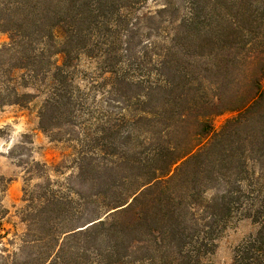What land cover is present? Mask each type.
I'll return each instance as SVG.
<instances>
[{"label": "trees", "instance_id": "16d2710c", "mask_svg": "<svg viewBox=\"0 0 264 264\" xmlns=\"http://www.w3.org/2000/svg\"><path fill=\"white\" fill-rule=\"evenodd\" d=\"M148 1L0 0V110L42 96L40 130L93 126L79 142L110 158L93 198L117 209L50 248L67 228L51 235L46 200L45 233L23 241L42 248L21 264H209L236 216L256 231L231 264H264V0H164L154 14L141 12ZM81 56L95 65L84 86ZM225 112L235 116L214 133Z\"/></svg>", "mask_w": 264, "mask_h": 264}, {"label": "rangeland", "instance_id": "374dc122", "mask_svg": "<svg viewBox=\"0 0 264 264\" xmlns=\"http://www.w3.org/2000/svg\"><path fill=\"white\" fill-rule=\"evenodd\" d=\"M163 3L164 0H149L141 12L154 14ZM9 42V34L0 30V52ZM9 56L8 52L0 54V70ZM92 73H95V65L81 56L76 82L84 86L80 79L91 77ZM20 91L36 93L31 88ZM42 100V96H37L23 107L11 105L0 110V177L6 181L5 191L0 193V207L6 212L0 218V264H21L29 252L42 248L38 244L25 245L23 241L30 240L33 232L45 233L44 214L40 209L46 207V200H51V208L55 210L51 235L67 228L56 236L58 243H48L50 248L59 245L65 235L103 220L110 211L116 210L101 211L93 198L108 180L105 173L110 160L107 156L90 154L88 147L92 143L79 142L84 137L88 141L98 136L95 128L89 125L84 134L76 123L50 132L40 130L38 113ZM104 112L118 114L123 111L120 106L111 104ZM234 116V113L225 112L211 118L213 132H219ZM125 132L122 128L115 139V152H120L125 145L121 138ZM131 140L129 149L136 143L134 138ZM82 147L87 156L80 161ZM111 198L107 196L104 200L107 202ZM255 231L256 226L249 219L233 217L217 240L215 253L207 258L209 264H231L235 247Z\"/></svg>", "mask_w": 264, "mask_h": 264}, {"label": "water", "instance_id": "95a60500", "mask_svg": "<svg viewBox=\"0 0 264 264\" xmlns=\"http://www.w3.org/2000/svg\"><path fill=\"white\" fill-rule=\"evenodd\" d=\"M117 210V209H116ZM116 210H113V211H110L108 214H110V213H112V212H114V211H116ZM107 214V215H108ZM98 221H100V220H98ZM98 221H96V222H98ZM96 222H92V223H89L86 227H88V226H90V225H92L93 223H96ZM85 228V227H84ZM84 228H81V229H79V230H82V229H84Z\"/></svg>", "mask_w": 264, "mask_h": 264}]
</instances>
